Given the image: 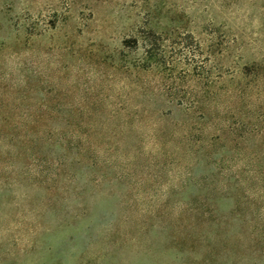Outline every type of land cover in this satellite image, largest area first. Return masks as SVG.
Instances as JSON below:
<instances>
[{"label": "rangeland", "instance_id": "obj_1", "mask_svg": "<svg viewBox=\"0 0 264 264\" xmlns=\"http://www.w3.org/2000/svg\"><path fill=\"white\" fill-rule=\"evenodd\" d=\"M0 264H264V0H0Z\"/></svg>", "mask_w": 264, "mask_h": 264}, {"label": "trees", "instance_id": "obj_2", "mask_svg": "<svg viewBox=\"0 0 264 264\" xmlns=\"http://www.w3.org/2000/svg\"><path fill=\"white\" fill-rule=\"evenodd\" d=\"M145 43H147L149 46L148 49L146 50V57L145 59L142 60L143 65L141 66L142 71H151L154 67L153 63L155 62L154 60H158L159 59V55L154 54L155 50H157L156 46V42L154 39L148 38L145 40ZM163 54V53H162ZM157 64L162 65L163 61H161V59H159L158 61H156ZM175 66V65H174ZM181 108L184 109V112H186L187 116H188V121H189V126L191 127H195L197 125V120L200 119V121H205L203 123V126H209V125H215V120L214 119V115H215V103L214 101H210V102H195V103H179L178 104ZM187 124V125H188ZM187 125H183L185 126L184 129L186 130V127H188ZM192 129H196V128H192ZM65 143L69 142L68 139L66 138Z\"/></svg>", "mask_w": 264, "mask_h": 264}]
</instances>
